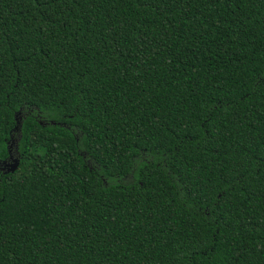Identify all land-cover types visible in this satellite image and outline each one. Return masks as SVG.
Here are the masks:
<instances>
[{
  "label": "trees",
  "instance_id": "1",
  "mask_svg": "<svg viewBox=\"0 0 264 264\" xmlns=\"http://www.w3.org/2000/svg\"><path fill=\"white\" fill-rule=\"evenodd\" d=\"M0 264H264V0H0Z\"/></svg>",
  "mask_w": 264,
  "mask_h": 264
},
{
  "label": "water",
  "instance_id": "2",
  "mask_svg": "<svg viewBox=\"0 0 264 264\" xmlns=\"http://www.w3.org/2000/svg\"><path fill=\"white\" fill-rule=\"evenodd\" d=\"M10 160L11 161H5L3 164L9 166L8 172H15L19 167V159L15 158L14 156H11Z\"/></svg>",
  "mask_w": 264,
  "mask_h": 264
},
{
  "label": "flooded vegetation",
  "instance_id": "3",
  "mask_svg": "<svg viewBox=\"0 0 264 264\" xmlns=\"http://www.w3.org/2000/svg\"><path fill=\"white\" fill-rule=\"evenodd\" d=\"M7 161H11V160L8 159ZM3 163H4V162H0V166L2 167V168H0V170H3V169L5 170V171H1L2 173H4V172L7 171V170H6L7 167H6V165H4ZM10 163H11V162H10ZM3 166H4V168H3ZM2 173H0V176L2 175ZM0 178H1V177H0Z\"/></svg>",
  "mask_w": 264,
  "mask_h": 264
},
{
  "label": "rangeland",
  "instance_id": "4",
  "mask_svg": "<svg viewBox=\"0 0 264 264\" xmlns=\"http://www.w3.org/2000/svg\"><path fill=\"white\" fill-rule=\"evenodd\" d=\"M6 167H7L6 170H8L9 169V166H6ZM0 168H2V167L0 166ZM3 168H4V166H3ZM1 171H5V170L4 169L3 170H0V173H2Z\"/></svg>",
  "mask_w": 264,
  "mask_h": 264
}]
</instances>
